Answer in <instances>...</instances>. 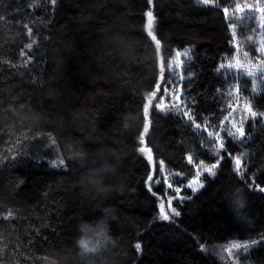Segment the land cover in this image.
Here are the masks:
<instances>
[{"label":"trees","instance_id":"trees-1","mask_svg":"<svg viewBox=\"0 0 264 264\" xmlns=\"http://www.w3.org/2000/svg\"><path fill=\"white\" fill-rule=\"evenodd\" d=\"M235 1L0 0V264H220L201 247L235 241L252 245L240 264H264L261 119L245 175L228 139L216 177L176 203L179 216L162 218L165 186L152 185L161 162L191 179L189 156L218 159L212 139L157 105L171 59L193 48L184 99L196 122L221 121L235 79L219 70L235 52L223 8ZM253 103L264 113V93Z\"/></svg>","mask_w":264,"mask_h":264},{"label":"rangeland","instance_id":"rangeland-1","mask_svg":"<svg viewBox=\"0 0 264 264\" xmlns=\"http://www.w3.org/2000/svg\"><path fill=\"white\" fill-rule=\"evenodd\" d=\"M195 1L200 3L199 0ZM237 6H239V8L242 10H237ZM257 6H264V0H236L234 5L229 8L228 15L232 17V20L229 21V23L233 25L230 28L232 34L235 33V36H233V47L235 48V52L231 57L225 59V61L220 65L219 70L223 76L235 79H232V82L227 90L226 97H228V107L227 112L221 119V121H218L216 125H213V123L210 121H207L204 124L199 123L201 125V128L197 129L192 121L183 116L182 113H178L176 111L175 106L180 103L176 99L177 96H180L184 101V104H181V108L184 110H187L188 108L186 100L184 99L182 85L188 77V75L186 76V74H184V67L186 62L191 60L193 56V48H186L184 50L178 51L177 53H180V55L177 56L176 53L175 56L171 59L169 66L170 79L164 86V92L160 97L159 103L165 108V110L162 112L173 113L190 121L191 123H193L195 131L203 137L207 138L208 131H211L213 135L219 133L220 136L224 138L225 144L228 139H231L233 142L237 143L241 147V150L234 157L238 156L241 158L243 175H245L244 173L248 167V163L250 160V154L248 150L244 148L246 142L251 139L250 135L248 134V130L250 128V125L252 123H255L257 120L261 119V122H264V117H260L259 115L256 119H252L251 117H249L245 109V105L250 104L252 109L256 111L253 107V97L264 93V28L260 27V24L264 23V20H262V14L256 10ZM185 51H187L186 55ZM229 65H231V67H229ZM242 77H246L250 81V88H247L246 85L242 83ZM237 88H240L242 90V93H237ZM246 90L248 91V94L245 93ZM229 93H231V95H229ZM229 104H231L232 107H229ZM185 105L187 107H185ZM257 113L259 114L261 112ZM233 122H235L237 125H239L240 123H243L244 125L245 137L242 140L229 137L227 136V133L223 131V129L232 128ZM212 141L213 143H215L214 140ZM222 153H220L221 156ZM142 154L143 156L148 158V154L146 152ZM191 164L195 166V175L198 170L202 171V168H197V165L200 164V161L196 162L193 158V163ZM204 164L206 163L204 162ZM51 165L55 167L61 166L59 161H52ZM218 169L219 165L214 169L215 175H209L208 173L203 172V174L200 176V181L203 183V187L194 185V187L198 188V190L194 192L186 185L190 180L195 178V175L191 179H186L182 174L177 175L178 173L168 172L167 168L163 165V171H161L160 168L157 175L152 181V185L154 187H157L161 184H164L165 186V212L172 215L169 208V200H171L172 202L171 206L176 209V203H184L186 200H191L194 195L201 192L205 187L206 177H216ZM185 179L186 182L183 185H180L181 181ZM169 183H172V188L168 187ZM176 187H180L182 189L181 193L177 194L175 192ZM256 189L258 191H261L260 187H256ZM186 191L190 192L191 196H187ZM180 196L189 198L180 199ZM176 211L178 210L176 209ZM234 243L248 244L249 246L246 250L243 247H241L240 249H233L231 245ZM251 246L252 245L247 242L235 241L229 246H219L216 248H208L207 246H204L201 247V250H206V253L220 264L222 262L225 263L224 261H226L225 264H240L241 259L244 257L245 253ZM99 247H102V243L99 244Z\"/></svg>","mask_w":264,"mask_h":264},{"label":"snow or ice","instance_id":"snow-or-ice-1","mask_svg":"<svg viewBox=\"0 0 264 264\" xmlns=\"http://www.w3.org/2000/svg\"><path fill=\"white\" fill-rule=\"evenodd\" d=\"M56 2V0H52V3L54 4ZM152 0H149V3L151 4ZM199 2L203 5H210L213 3V0H199ZM217 8L220 7V4H216L215 5ZM237 10H242L239 8V6H237ZM257 11H259L261 14H262V20H264V6H257L256 8ZM223 12H224V15H225V19L227 21H231L232 20V17L228 15L229 13V8L228 7H224L223 8ZM147 15V27L149 29L148 31V36L151 37L152 40L154 41H157V37L155 35H153L152 31H151V28H152V25H153V14L151 11L147 12L146 13ZM230 27H232L233 25L229 24ZM260 27L264 28V23H261L260 24ZM233 36H235V33H233ZM157 43L159 44V41H157ZM27 47L30 49L32 48V44H28ZM187 54V51H185V55ZM180 53H177V56H179ZM229 67H231V65H229ZM251 74V73H250ZM167 91V89H166ZM255 91V89H254ZM237 93H242V90L240 88H237ZM155 93H151L150 96H149V104L151 102V98L155 97ZM229 95H231V93H229ZM176 99L180 102L178 103L175 108H176V111L178 113H182L183 116L187 117L190 121H192L194 124H195V127L197 129L201 128V125L199 123H196L195 122V116H194V113L192 112V109L191 108H187V110H184L181 108V104H184V101L182 100V98L180 96H177ZM158 108H160L161 111H164L165 108L158 104L157 105ZM185 107H187L185 105ZM229 107H232L231 104H229ZM245 109H246V112H247V115L249 117H251L252 119H256L258 117V115L260 117H264V113H257L256 111H254L251 107L250 104H246L245 105ZM144 113H145V116L147 117V114H148V106L146 105L145 108H144ZM207 130V129H205ZM148 131V128H147V125L145 126L144 128V132L146 133ZM223 131H225L227 133V136L229 137H233L234 139H240L242 140L244 137H245V131H244V125L243 123H240L239 125H237L235 122L232 123V128H226V129H223ZM208 137L211 138L212 140L215 141V143L212 145V152L214 155H216L218 157V159L216 160V162L212 163V164H204L203 161H200V164L197 165V168L200 169L202 168V171L198 170L196 172V175H195V178L190 180L188 183H187V187L188 188H191L194 192L198 190L197 187H194V185H199V187H203V183L200 181V176L203 174V172H206L208 173L209 175H215V171L214 169L219 165V162L221 159H223V156L220 155V153L222 152H227V148H226V145L224 143V138L222 136H220L219 133H216L215 135H213V133L211 131H208ZM140 143L141 145L144 144V137L143 135H141L140 137ZM139 151L141 153H145L147 152L148 154V159L149 161L151 162V150L150 149H146L145 147H141L139 148ZM229 155H231L229 153ZM234 159V164H235V171L237 172L238 175H243V170H242V161H241V158L240 157H233ZM188 161L189 163H193V157L189 156L188 157ZM60 164H63V161H59ZM161 171H163V163L161 162ZM179 175V173L177 174ZM149 181H152V177L149 176ZM168 187L169 188H172L173 185L172 183H169L168 184ZM149 190L151 191V187L149 186ZM261 191H264V188H261L260 189ZM182 189L180 187H176L175 188V192L177 194L181 193ZM175 198V197H174ZM180 199H187L189 197H184V196H180L179 197ZM169 208H170V211L172 213V215H175V216H179L180 213L178 211H176V209L174 207H172V202L171 200H169ZM160 213H161V216L163 219L167 220L169 219V214L167 212H165L164 210V204L161 203L160 204ZM253 243H255V241H253ZM248 244H240V243H234L231 245V247L233 249H240L241 247H243L245 250L248 248ZM135 248L136 250L139 252L141 251V244L140 243H136L135 244Z\"/></svg>","mask_w":264,"mask_h":264},{"label":"bare ground","instance_id":"bare-ground-1","mask_svg":"<svg viewBox=\"0 0 264 264\" xmlns=\"http://www.w3.org/2000/svg\"><path fill=\"white\" fill-rule=\"evenodd\" d=\"M213 4V3H212Z\"/></svg>","mask_w":264,"mask_h":264}]
</instances>
